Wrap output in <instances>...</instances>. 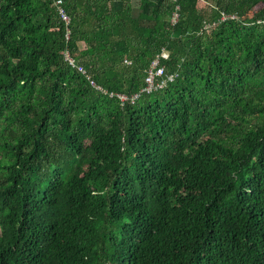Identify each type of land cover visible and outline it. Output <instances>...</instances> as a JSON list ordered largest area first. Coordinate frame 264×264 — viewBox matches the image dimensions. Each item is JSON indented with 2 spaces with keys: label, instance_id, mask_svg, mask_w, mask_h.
Here are the masks:
<instances>
[{
  "label": "trees",
  "instance_id": "16d2710c",
  "mask_svg": "<svg viewBox=\"0 0 264 264\" xmlns=\"http://www.w3.org/2000/svg\"><path fill=\"white\" fill-rule=\"evenodd\" d=\"M63 1L67 42L0 0V264H264V0ZM65 49L108 92L176 76L121 106Z\"/></svg>",
  "mask_w": 264,
  "mask_h": 264
},
{
  "label": "built area",
  "instance_id": "2783aa9c",
  "mask_svg": "<svg viewBox=\"0 0 264 264\" xmlns=\"http://www.w3.org/2000/svg\"><path fill=\"white\" fill-rule=\"evenodd\" d=\"M51 1L53 2V5L56 8L59 18L64 24V29H65L64 39L67 42L71 36L70 16L65 10L63 0H51ZM178 11H179V7L176 6L175 11L173 12L172 17L170 19V22L172 25L176 24L178 21V18H179ZM227 20H237V16L234 14L221 13L219 19L216 22L205 23L204 29L214 27L216 24L225 22ZM63 56H64V61L71 68L75 69L77 72L82 74L85 77V79L89 82L90 86L95 91H98L103 95H107L110 98L117 99V101L120 103L121 106H123L124 104L128 102L134 103L143 94L148 95V94H151V93H154V92H157L159 90L166 88L169 83L174 81L175 76H176L174 74L166 73L165 67L161 64L162 61H166L169 58V53L163 50L159 55L155 56L154 59L151 61L146 71L143 85L141 86L138 92L132 95H127L124 93L108 92L107 90L98 86L92 80L90 75L87 73L86 69L76 61L75 57L70 53L69 49H65ZM125 62L129 64V62L127 61Z\"/></svg>",
  "mask_w": 264,
  "mask_h": 264
},
{
  "label": "rangeland",
  "instance_id": "374dc122",
  "mask_svg": "<svg viewBox=\"0 0 264 264\" xmlns=\"http://www.w3.org/2000/svg\"><path fill=\"white\" fill-rule=\"evenodd\" d=\"M203 4V3H202ZM202 4H201V6H202ZM134 6L136 7L137 6V3H134Z\"/></svg>",
  "mask_w": 264,
  "mask_h": 264
},
{
  "label": "bare ground",
  "instance_id": "6f19581e",
  "mask_svg": "<svg viewBox=\"0 0 264 264\" xmlns=\"http://www.w3.org/2000/svg\"><path fill=\"white\" fill-rule=\"evenodd\" d=\"M138 92V91H137Z\"/></svg>",
  "mask_w": 264,
  "mask_h": 264
}]
</instances>
